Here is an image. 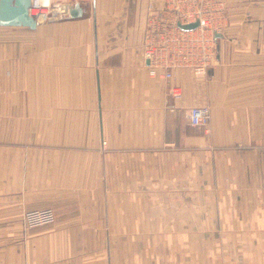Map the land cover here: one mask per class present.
<instances>
[{
  "label": "crops",
  "instance_id": "1",
  "mask_svg": "<svg viewBox=\"0 0 264 264\" xmlns=\"http://www.w3.org/2000/svg\"><path fill=\"white\" fill-rule=\"evenodd\" d=\"M85 1L0 26V264H264V0H220L205 76L170 82L142 59L151 0Z\"/></svg>",
  "mask_w": 264,
  "mask_h": 264
},
{
  "label": "built area",
  "instance_id": "2",
  "mask_svg": "<svg viewBox=\"0 0 264 264\" xmlns=\"http://www.w3.org/2000/svg\"><path fill=\"white\" fill-rule=\"evenodd\" d=\"M49 7V5H47ZM31 2L29 14L38 22L33 9L48 18L50 11ZM40 10H43L40 11ZM41 19V20H42ZM224 4L220 0H151L146 7L142 40V59L148 73L170 82L177 68L189 69L196 78L205 76L215 59V34L225 24ZM197 23L190 30L180 26ZM180 87L172 85L170 94L180 97ZM210 118L207 105L188 109L187 123L203 127ZM25 229L50 225L55 221L51 208L28 210L22 213Z\"/></svg>",
  "mask_w": 264,
  "mask_h": 264
},
{
  "label": "water",
  "instance_id": "3",
  "mask_svg": "<svg viewBox=\"0 0 264 264\" xmlns=\"http://www.w3.org/2000/svg\"><path fill=\"white\" fill-rule=\"evenodd\" d=\"M31 2L32 0H0V26H21L34 29L37 21L29 14ZM89 11V2L85 0L56 1L50 7L49 20L83 18L89 14ZM196 26L197 23L180 27L190 30Z\"/></svg>",
  "mask_w": 264,
  "mask_h": 264
},
{
  "label": "rangeland",
  "instance_id": "4",
  "mask_svg": "<svg viewBox=\"0 0 264 264\" xmlns=\"http://www.w3.org/2000/svg\"><path fill=\"white\" fill-rule=\"evenodd\" d=\"M47 2L48 0H43V2ZM56 1H65V0H50L49 1V7H44L43 8V10H44V12H48V11H50V7H51V5H52V3L53 2H56ZM37 12V9H33L32 11H31V13L32 14H35ZM49 16H50V14H49ZM49 20V17L48 18H45V19H42L41 21H38L37 22V24L38 23H43V22H46V21H48ZM190 128H193V129H197L196 127H191L190 126ZM7 215H8V213H2V212H0V219H12V218H15V219H17V217H18V215L17 214H14V215H12V216H8L7 217ZM19 219V218H18ZM23 222V221H22ZM5 231H8V230H6V229H0V237H1V235L3 234V235H6L5 234ZM1 242V241H0Z\"/></svg>",
  "mask_w": 264,
  "mask_h": 264
},
{
  "label": "bare ground",
  "instance_id": "5",
  "mask_svg": "<svg viewBox=\"0 0 264 264\" xmlns=\"http://www.w3.org/2000/svg\"><path fill=\"white\" fill-rule=\"evenodd\" d=\"M49 1H50V0H48L47 2H45V1L43 2V0H32V2H34V4L37 3L40 7H46L47 5H49ZM40 11L43 12V10H40ZM35 15H36V17H37V20L41 21L43 15L40 14L38 11L36 12Z\"/></svg>",
  "mask_w": 264,
  "mask_h": 264
}]
</instances>
